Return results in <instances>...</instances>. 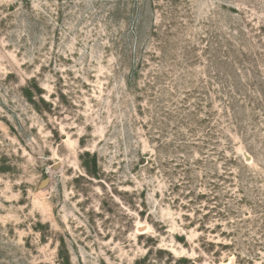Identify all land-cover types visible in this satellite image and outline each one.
Returning a JSON list of instances; mask_svg holds the SVG:
<instances>
[{"label":"rangeland","instance_id":"1","mask_svg":"<svg viewBox=\"0 0 264 264\" xmlns=\"http://www.w3.org/2000/svg\"><path fill=\"white\" fill-rule=\"evenodd\" d=\"M0 264H264V0H0Z\"/></svg>","mask_w":264,"mask_h":264}]
</instances>
